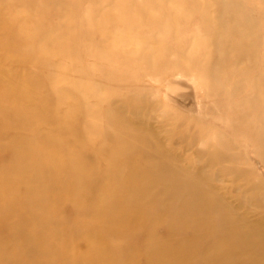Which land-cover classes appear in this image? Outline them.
Masks as SVG:
<instances>
[{
    "label": "rangeland",
    "instance_id": "374dc122",
    "mask_svg": "<svg viewBox=\"0 0 264 264\" xmlns=\"http://www.w3.org/2000/svg\"><path fill=\"white\" fill-rule=\"evenodd\" d=\"M0 41L8 45L0 44V83L13 93L23 92L29 74L54 98L59 89L68 93L64 101L52 97L41 104L46 111L79 102L83 109L86 103L94 107L89 96L100 101L101 122L106 108L138 109L147 141L168 146L173 162L197 180L193 185L208 190L206 206L221 197L236 221L264 234V0L8 1L0 7ZM72 77L85 89L72 88ZM86 113H78L76 127L88 122ZM27 114V131L51 129ZM251 123L257 126L251 129ZM20 133L0 137V165ZM84 140L92 149L100 143L87 134ZM104 171L98 167L100 177ZM54 204L60 215H71L69 200ZM207 215L218 217L216 210ZM155 231L159 239L165 236L162 228ZM95 234L81 238L89 253ZM152 257L143 264H161L165 256Z\"/></svg>",
    "mask_w": 264,
    "mask_h": 264
},
{
    "label": "bare ground",
    "instance_id": "6f19581e",
    "mask_svg": "<svg viewBox=\"0 0 264 264\" xmlns=\"http://www.w3.org/2000/svg\"><path fill=\"white\" fill-rule=\"evenodd\" d=\"M8 1L19 2L0 0V7ZM81 80L72 77V88H82ZM23 82L19 95L3 79L0 83V137L21 130L6 146L10 159L0 165V223L6 234H0V264H143L153 255L165 256L161 264H264L260 228L236 221L220 196L206 206L208 190L193 185L197 180L173 162L168 146L147 141L138 109L106 108L101 122L100 101L89 96L85 100L98 105L86 103L83 109L79 102L46 111L40 105L56 93L33 75ZM63 95L68 93L59 89L56 100L64 101ZM28 111L35 117L29 121L51 129L27 131ZM84 111L88 122L78 128L76 116ZM86 134L99 139L96 149L86 143ZM99 166L105 168L103 177ZM66 199L72 213L62 216L54 202ZM209 210L218 217H208ZM158 228L165 235L161 239ZM94 232L95 249L89 253L91 246L81 238Z\"/></svg>",
    "mask_w": 264,
    "mask_h": 264
}]
</instances>
